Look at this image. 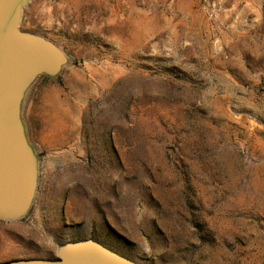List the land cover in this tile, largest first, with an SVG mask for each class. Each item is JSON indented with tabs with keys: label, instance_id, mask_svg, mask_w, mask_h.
<instances>
[{
	"label": "rangeland",
	"instance_id": "374dc122",
	"mask_svg": "<svg viewBox=\"0 0 264 264\" xmlns=\"http://www.w3.org/2000/svg\"><path fill=\"white\" fill-rule=\"evenodd\" d=\"M67 60L26 90L29 210L0 262L94 239L142 264H264V0H33Z\"/></svg>",
	"mask_w": 264,
	"mask_h": 264
},
{
	"label": "water",
	"instance_id": "95a60500",
	"mask_svg": "<svg viewBox=\"0 0 264 264\" xmlns=\"http://www.w3.org/2000/svg\"><path fill=\"white\" fill-rule=\"evenodd\" d=\"M33 0H0V219L26 214L38 179L37 158L26 137L21 103L41 74H57L67 57L47 38L21 28ZM0 264H142L94 240L69 241L55 258H15Z\"/></svg>",
	"mask_w": 264,
	"mask_h": 264
}]
</instances>
